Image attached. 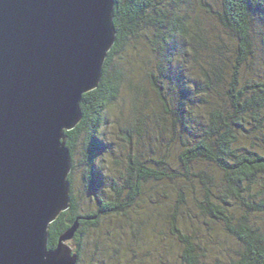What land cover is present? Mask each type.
<instances>
[{"label": "trees", "instance_id": "trees-1", "mask_svg": "<svg viewBox=\"0 0 264 264\" xmlns=\"http://www.w3.org/2000/svg\"><path fill=\"white\" fill-rule=\"evenodd\" d=\"M114 22L100 84L66 131L71 201L49 248L80 219L78 264H264V0H115ZM123 91L129 145L111 148L118 174L104 176L101 127ZM77 169L93 209L76 196ZM133 218L158 219L148 259L136 232L119 251Z\"/></svg>", "mask_w": 264, "mask_h": 264}, {"label": "water", "instance_id": "water-1", "mask_svg": "<svg viewBox=\"0 0 264 264\" xmlns=\"http://www.w3.org/2000/svg\"><path fill=\"white\" fill-rule=\"evenodd\" d=\"M115 0H0V264H78L66 131L117 39Z\"/></svg>", "mask_w": 264, "mask_h": 264}, {"label": "rangeland", "instance_id": "rangeland-1", "mask_svg": "<svg viewBox=\"0 0 264 264\" xmlns=\"http://www.w3.org/2000/svg\"><path fill=\"white\" fill-rule=\"evenodd\" d=\"M248 72V71H247ZM125 90V89H124ZM123 98H120L119 104L120 107H111L109 109V111L107 112L106 115V120L104 123V126L101 127V131L106 130L105 135H103L100 139L102 140V142H104V146H101V151L98 153V157L97 160L98 161H102L100 162L101 165V169L103 172L104 176H109V174H115L117 175L118 172L116 171V173L114 172L113 167L114 166V159H115V152L111 151V148L113 149H118V154L122 155V150L124 148H127V145H129L128 141L124 138V134L121 133V128L126 126V119L131 117V97L130 95H128V93L124 92L122 93ZM126 98V99H125ZM124 99V100H123ZM115 146V147H114ZM126 146V147H125ZM104 162H103V160ZM79 169H77L76 174L73 172L74 177H75V193L76 196L81 200V202L86 206H91V208L93 209L95 207V205L93 204V200L90 199V195H88V193L85 192V187L82 186V183L80 181L81 178V173L78 171ZM120 170H122V168H120ZM110 191V187L107 186L106 187V194ZM150 209V208H149ZM150 214L151 217L154 218L155 215H158V219H160V210L159 209H155V210H147ZM134 219V224H132L133 226V231L130 228H127L123 233H119L118 236L116 237L117 242L121 243V246H119L118 248L119 251L123 250L124 245H126L128 242L126 241L127 239L132 241L134 238V232H136L137 236H145L148 240L143 243L142 247L139 249V257L143 258L146 257V259H148L147 257L149 256V252H147V248H153L154 244H155V238L159 237L160 234V229L159 231L156 229H153V225L156 222V220L158 221V219L152 221V227H149L150 225H148V223H144L142 224H138V222H136V218ZM110 223L115 225H123V220L121 218L118 217H112L110 219ZM158 228H160V223L158 222ZM159 232V234H158ZM133 236V237H132ZM94 238V241L102 238V235L98 236L97 235H93L92 236ZM71 242V241H70ZM124 242V244H123ZM72 245V244H71ZM154 251V250H153ZM148 254V255H147ZM88 260V259H87ZM138 264V263H137ZM140 264V263H139Z\"/></svg>", "mask_w": 264, "mask_h": 264}]
</instances>
